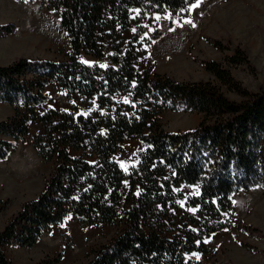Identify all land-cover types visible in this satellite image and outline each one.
Here are the masks:
<instances>
[{"label":"trees","instance_id":"16d2710c","mask_svg":"<svg viewBox=\"0 0 264 264\" xmlns=\"http://www.w3.org/2000/svg\"><path fill=\"white\" fill-rule=\"evenodd\" d=\"M196 1L27 0L59 14L70 51L63 60L22 58L0 66V103L14 111L0 122V162L38 123L43 131L33 147L43 162L55 163L41 193L0 232V264H11L5 248H33L68 218L81 227L123 225L88 264H193L190 254L208 255L206 240L230 228L232 197L264 189V88L250 91L232 74L240 66L251 70L246 51L237 47L227 66L205 62L213 80L179 81L140 69L143 24L168 12L187 18ZM15 29L0 25V38ZM214 46L226 50L221 42ZM48 87L95 107L88 114L76 106L41 113ZM166 112L204 119L194 129L168 132ZM137 140L144 149L125 172L117 154ZM183 185L199 194L184 195Z\"/></svg>","mask_w":264,"mask_h":264},{"label":"rangeland","instance_id":"374dc122","mask_svg":"<svg viewBox=\"0 0 264 264\" xmlns=\"http://www.w3.org/2000/svg\"><path fill=\"white\" fill-rule=\"evenodd\" d=\"M198 2L199 7L190 8L187 18L168 12L154 15L143 24L144 33L137 41L140 69H153L155 73L167 74L179 81L213 80L204 63L215 61L227 66L225 60L239 47L247 52L252 68H233L232 74L250 91L264 88V0ZM186 20H191L195 27L185 23ZM12 24L15 31L0 38V66L22 58L63 60L70 51L60 16L53 10H40L37 3L0 0V25ZM137 31L135 27L127 38H132V33ZM215 41L221 42L226 50H218ZM86 60L92 61L91 58ZM45 93L50 100L39 108L41 113L50 108L72 111L76 106L80 112L88 114L95 107L78 97L67 100L59 88L48 87ZM227 96L240 100L235 94ZM121 98L125 97L117 96ZM13 115L11 107L0 103V122ZM203 119L204 115L196 112H166L161 116L168 132L194 129ZM42 131L41 125L33 123L25 142L0 162V232L25 202L41 193L54 170L55 163L43 162L33 147V137ZM143 149L138 140L123 144L117 160L125 172L138 164ZM179 191L186 196L199 194L198 187L186 185ZM232 202L235 212L230 228L206 240L210 249L208 255L190 254L188 258L193 264H264V189L235 195ZM181 206L184 207V203ZM187 210L194 212V209ZM122 227L121 223L81 227L75 219L68 218L44 235L35 247H7L4 252L11 264H44L56 258H60L57 264H88Z\"/></svg>","mask_w":264,"mask_h":264},{"label":"snow or ice","instance_id":"6c2138e0","mask_svg":"<svg viewBox=\"0 0 264 264\" xmlns=\"http://www.w3.org/2000/svg\"><path fill=\"white\" fill-rule=\"evenodd\" d=\"M25 2H27V0H25ZM197 7H199V2L191 5L192 9H195ZM157 19H159V17H157ZM185 23L191 24L193 27H195V24L191 20H186ZM102 67H104V65H102ZM133 87H135V85H133ZM125 102L127 103V101Z\"/></svg>","mask_w":264,"mask_h":264},{"label":"crops","instance_id":"0c3cea01","mask_svg":"<svg viewBox=\"0 0 264 264\" xmlns=\"http://www.w3.org/2000/svg\"><path fill=\"white\" fill-rule=\"evenodd\" d=\"M1 66H6V65H1ZM2 104V103H1ZM44 105H46V104H44ZM43 106V105H42ZM41 106H39L38 107V110H39V108H40ZM50 109H52V108H50ZM3 162V161H2ZM33 200V199H32ZM21 209V208H20Z\"/></svg>","mask_w":264,"mask_h":264}]
</instances>
